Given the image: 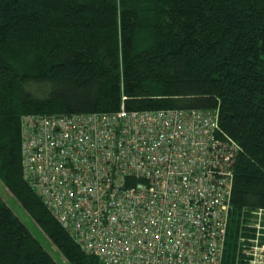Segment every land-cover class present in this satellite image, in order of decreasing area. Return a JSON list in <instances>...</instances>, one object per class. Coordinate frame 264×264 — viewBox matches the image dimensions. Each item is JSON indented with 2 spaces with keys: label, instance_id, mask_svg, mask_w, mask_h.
<instances>
[{
  "label": "trees",
  "instance_id": "1",
  "mask_svg": "<svg viewBox=\"0 0 264 264\" xmlns=\"http://www.w3.org/2000/svg\"><path fill=\"white\" fill-rule=\"evenodd\" d=\"M121 105L217 116L237 149L220 264H251L264 248V0H0V182L67 264L105 263L26 180L23 119ZM0 264H57L1 197Z\"/></svg>",
  "mask_w": 264,
  "mask_h": 264
},
{
  "label": "built area",
  "instance_id": "2",
  "mask_svg": "<svg viewBox=\"0 0 264 264\" xmlns=\"http://www.w3.org/2000/svg\"><path fill=\"white\" fill-rule=\"evenodd\" d=\"M218 129L211 112L122 105L111 114L26 117V180L105 264H220L237 149ZM248 254L251 264L264 260L256 243Z\"/></svg>",
  "mask_w": 264,
  "mask_h": 264
},
{
  "label": "rangeland",
  "instance_id": "3",
  "mask_svg": "<svg viewBox=\"0 0 264 264\" xmlns=\"http://www.w3.org/2000/svg\"><path fill=\"white\" fill-rule=\"evenodd\" d=\"M0 197L13 211V213L20 219V221L28 228L32 235L38 240L47 253L53 258L57 264H67L60 253L50 244V242L40 233L37 227L33 224L31 219L26 215L19 204L6 191L3 184L0 182Z\"/></svg>",
  "mask_w": 264,
  "mask_h": 264
}]
</instances>
